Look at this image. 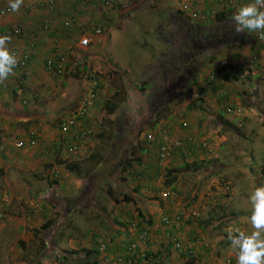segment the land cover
<instances>
[{
	"label": "rangeland",
	"instance_id": "374dc122",
	"mask_svg": "<svg viewBox=\"0 0 264 264\" xmlns=\"http://www.w3.org/2000/svg\"><path fill=\"white\" fill-rule=\"evenodd\" d=\"M191 1L117 0L113 6L107 9L106 21L103 19L102 23L99 20H92L93 16L90 15L88 23L74 32L76 42L89 26L102 23L100 25L104 27V33L96 37L93 44L87 48L88 55L85 60L80 59L82 62L77 64L75 61L77 54H75L71 72L65 77L52 79L53 89H49L47 86L33 87L32 89L26 83L25 94H18L21 113L27 117V120L26 117H23L22 119L26 121L15 122V130L33 128L28 132L29 134L35 133L37 143L35 145L27 144L18 149L11 146L7 152H12V154L14 151H23L26 147L43 146L46 142H48L46 148L50 143H60L62 134L59 131L58 119L67 115L66 112L76 109L82 102L86 86L89 85L87 82L89 73L95 70L104 82L102 99L100 98L92 110L90 120H92L95 133L86 141L87 152H85L87 147L77 154L68 153L59 147L53 160L56 158L65 160L68 165L60 164L56 168L58 172L53 174L51 165L47 166L44 174L38 173L35 178L39 179L38 188H41V184H43V190H49L47 192L49 195L46 197L51 198L52 203L50 204L53 205V212L58 208H64L59 212V223L46 218L34 229H29V232L32 233L29 234V237L33 240L28 242V247L26 246L27 242L18 245L9 244L6 239L4 241L3 223L8 216L4 208L11 202L7 195L0 196V214H2L0 216V264H41L38 258L42 256L43 251L62 264L60 258L63 257L64 253L61 250L64 247L56 244L55 238L75 236L82 241L86 236L89 238L86 241L90 242V246H98L102 241H110V238L118 235L117 226L120 227L118 222L123 224V226L121 225L123 228L134 224L139 233L144 229L149 233L155 231V229H150L151 224L147 223L149 217L153 218L148 206L157 207L156 211H161V218V215L166 212L165 206L168 205L171 198L159 199L156 203L151 202L149 199H154V196L141 193L139 188L136 190L135 180L131 176L133 169L128 168L126 180L122 179V166L125 159L131 155V150L136 149L137 154L143 157L142 162L145 164L153 162L149 169L155 173L157 149L160 142H163L159 138L165 128L174 125L178 129H176L177 132H170L172 137L183 141L185 137L181 135V130L189 129V134L186 135L198 138V144L194 145L195 151L191 155L192 157L183 159L181 155H176L168 164V166L177 168L179 179L175 181V184L183 190V193L176 197V208L179 210L192 205L197 208L195 211L199 221L195 219L194 222H199L201 225L195 224V226L200 232L199 235L211 240L210 244L212 245L209 247L213 248L212 252L215 258H212V263L210 259L207 260L206 264H214L217 259L219 263L228 258L231 259L230 264H236L237 250L231 247L230 241L227 239V229L231 225L239 226L246 231L252 230L249 223L251 205L248 197L255 187L264 185V66H258L259 69H257L255 61L259 60L260 64L264 65V47L247 30L239 34L236 33L242 35V39L223 40L217 46L209 45L200 51L194 67L188 72L186 78L191 81L198 77V80L196 79L191 84L178 80L176 82L180 83H172V86L170 79L163 81L165 79L163 72L167 66L166 60L170 55L178 56L176 53H169V50L176 52L178 49L171 47V43L175 46L177 44L173 42L172 38L175 30L180 28V22L183 27H186L196 21L191 19L190 11H187L190 8H185L186 4L194 2L190 3ZM197 1L195 8L192 9L193 18L197 17L193 15L195 10L202 13L203 7L211 4L208 7L210 10L212 9L210 22L212 23L216 14L224 9L228 16L223 24L229 29L236 27L232 16L242 5L249 2V0H232L233 6L221 7L217 0ZM98 5H96V9H98ZM181 7L185 9V13L180 12ZM98 11L101 12V9ZM4 18L6 16H1L0 20ZM201 22L203 21L201 20ZM215 26L222 28V24L213 23L209 30H214ZM114 35L117 36L116 40L118 39L125 47L122 52L114 51L115 46H118L117 41L115 40V43L112 38ZM244 36H251L252 39L246 40ZM189 42L187 36L185 45ZM164 44L167 47L157 55L160 46ZM73 50L75 51V48L71 53ZM213 55L216 58L213 62L216 61L217 67L232 63L235 67L239 66L238 68H240L235 69L232 73L237 78L231 77L226 82H221V84H225L221 87L223 88L221 93L220 91L216 92L217 87L212 89V84L216 81L206 82V77L214 72L210 68L211 61L209 60ZM22 72L18 70L15 79L23 80ZM68 76L71 77L69 80L71 85L66 89ZM17 84L18 82H16V88ZM168 87L171 88L169 89L171 91L168 90ZM161 88L164 90L161 91ZM33 97L36 99L34 100ZM109 106L114 110L111 111ZM228 107H241V111L230 113L227 110ZM198 111L201 112V117ZM189 112H193L195 118L200 117L198 121L201 120L203 123H200L199 126H202L203 130L198 129L195 120H192L194 122L192 125ZM184 121L187 122L185 125ZM230 124L233 127H229ZM191 125L193 130L195 126L197 130L192 132ZM44 128L47 129L44 130ZM210 129L213 131V135H210ZM149 134L155 135L156 139L153 143L148 141ZM11 135L10 142L12 143L10 144H13L17 141V136L14 133ZM23 140L25 139L23 138ZM204 142H207L209 146L202 147L201 144L204 145ZM53 160H47V163ZM66 168L77 178L66 179L63 176ZM160 171L166 172L165 169H160ZM41 175L48 178L47 182L40 181L39 176ZM158 177L161 180H155L156 182H163L165 179L161 175ZM167 177L168 174H166V179ZM8 181L12 182L11 179L2 177L0 183L7 185ZM217 182L221 185H218ZM217 185L219 189H217ZM155 186L158 184L156 183ZM183 187L188 191L187 196ZM74 189H79V192L75 194ZM121 189L131 193L136 198L137 205L133 202H117L114 196L122 197ZM83 191L85 197L79 201L83 196ZM215 193L217 194L215 195ZM66 198L71 199V210L69 211H67L68 208L66 209L68 206ZM39 201L47 202L36 195L22 197L21 204L17 205L15 212L22 210L25 205L31 210L38 205ZM54 202H57V206ZM137 206L142 207L145 221L139 215ZM49 222L52 223L50 226ZM53 229L55 230L54 234H52ZM126 230L128 229L126 228ZM173 232L171 230L170 233ZM203 232H206V235ZM77 238L74 239L77 240ZM53 240L54 243H52ZM134 241L144 242L140 239V235ZM163 241V243L162 241L155 242L159 246L155 253L158 254L160 249L166 245H173L171 236ZM84 248L90 249L86 246ZM170 248L171 246L167 249ZM173 252L174 250H166L164 257L154 255L152 258V253H150L145 262L146 264H156L153 262V258L160 264H195L196 262L185 260L186 257L195 259L193 256L196 252L187 255L176 252V255H173ZM73 259L72 263L69 259L64 263L86 264L80 258Z\"/></svg>",
	"mask_w": 264,
	"mask_h": 264
},
{
	"label": "crops",
	"instance_id": "0c3cea01",
	"mask_svg": "<svg viewBox=\"0 0 264 264\" xmlns=\"http://www.w3.org/2000/svg\"><path fill=\"white\" fill-rule=\"evenodd\" d=\"M47 0H24V3L22 4L20 10L18 12H10V13H3L1 10V5L3 3H8V0H0V18L1 16H6V18L0 20V29L2 27H5L7 25H19L23 27L24 33L22 35L18 36H10V41L8 43L9 49L12 51L13 49H17L18 51V56L19 58H23L24 56L27 57L25 62H22V60L18 59V63L12 72L10 76L0 83V104L2 103H9L11 108H15L18 111H21V103H20V96L25 94L26 90L24 89L26 83L28 87L32 88L36 87L39 88L41 86H47L49 89L54 88L53 80L56 77H65L67 74L71 72V66L73 65V61L71 62L70 66L68 67L67 72L64 75H57L51 72L47 71L46 68V61L48 58L52 57L54 54V51L57 46H59L60 50L63 52H68L69 54L71 53L72 49L75 48V51L73 50L74 55L77 54L78 56V50L77 48V41L75 42V36L74 32L81 29L84 27L86 23L89 21L90 15L93 16L92 20H99L103 23V19H105V15L107 14V9L109 6L104 5L103 0H57V6L55 10H48L44 6V3H46ZM97 2V3H96ZM99 2V3H98ZM30 4H36L38 7L36 8H28ZM99 4V5H98ZM219 4V3H218ZM96 5H98V9H96ZM211 4H208L206 7H203L204 9H207ZM101 9V12L98 10ZM50 18L52 21V26L51 28H45L43 26V22L46 18ZM73 20L74 26L71 28H67L65 26V21L66 20ZM148 33V32H147ZM255 33V32H254ZM254 33L253 36H254ZM251 35V34H250ZM116 35L112 36L114 42L118 43V46H115L114 51H120L122 52L125 47L123 46V43H120L118 39L116 40ZM116 40V41H115ZM183 43L182 39H179L176 46L179 48L181 44ZM171 47L174 46L173 43H171ZM75 45V46H74ZM104 45V44H103ZM167 47L165 44L160 46L159 52L157 55L162 53L164 48ZM113 51V54H114ZM86 55L88 53L84 54L83 58L85 60ZM83 61V60H82ZM80 61V62H82ZM261 62V61H260ZM79 63V60H77V64ZM264 64V62H263ZM257 65V64H256ZM258 66H264L262 64H258L256 67L259 69ZM23 71L22 74L25 75V79L23 81L15 79V74L17 71ZM220 79L212 84V89L214 87H217V91H221V87L224 86L225 84L223 81L222 77H219ZM71 79L70 76L67 77V84H66V89H68L71 85V82L69 81ZM85 81V79H83ZM16 82L17 88H16ZM23 83V87L20 88V84ZM19 87V88H18ZM27 87V86H26ZM57 88L59 89L60 86L58 85ZM14 91H18L17 95L15 96ZM213 91V90H212ZM19 94V95H18ZM35 100L36 97H33ZM102 99V98H101ZM221 106V105H220ZM12 109V110H13ZM200 113L201 117V112ZM223 113V112H222ZM190 116V120L192 122V125L194 122L192 120L197 121V126L199 127V130H203L202 126H199V124L203 123L201 120L198 121L200 117H194V113L189 112L188 113ZM224 114V113H223ZM15 116L14 113H9L7 112L3 107L0 109V143L3 145H10V139L12 138V133H14L17 137V139H25L27 140L29 137V132L30 130H15V122L20 121V118L22 119V116H19L18 118H13ZM191 125V131L194 132V130H197L196 126L193 130V127ZM45 126V124H44ZM47 128H44V130ZM176 129L178 127L170 126V128H165L164 133L165 134H170V132H177ZM189 129L188 130H181V135H184V140L183 143H189L190 146H188L189 149L192 147L197 146V141L198 138L197 136H187L186 134H189ZM46 133V131H45ZM164 134V135H165ZM28 135V136H27ZM162 136L159 138L162 140ZM196 135V134H194ZM210 135H213V131L210 129ZM23 137V138H22ZM172 137V136H171ZM174 139H177L173 137ZM46 142L43 146H30L26 147L23 151H14L12 154L7 152L6 150H0V180L2 177L5 179H11L12 182L9 183L7 182V185H4L0 183V196L2 197L3 195H7L10 197V202L11 204H8L4 209L8 216L6 217L5 222L3 223V230L5 234V239L9 241L10 243H15V244H23L27 242L26 246L28 247V242L32 241L33 239L29 237V234H32L29 232V229H34L37 227V224L42 222L47 218L53 219L55 222L59 223L60 219V214L59 212L61 211L62 208H58L55 212H53V205L50 204L52 203L51 198H47L46 196L49 195L47 194V191L43 190V184L41 188H38V182L39 179L37 178L38 173H43L44 170L47 168V166L52 167V174L57 171L56 168L60 166L62 163H66L65 160H53L55 153H58V143H50V145L46 148ZM86 144V143H85ZM82 146L81 150L85 149V152L88 150V144L87 146ZM192 145V146H191ZM211 146V144H210ZM6 148V147H5ZM7 149V148H6ZM195 149V148H194ZM79 150V152H81ZM77 152V153H79ZM200 152V151H199ZM198 152V153H199ZM66 153V152H65ZM190 153V152H188ZM12 154V155H11ZM157 155H158V149H157ZM180 156V155H178ZM192 157V156H189ZM204 157V156H201ZM206 158V157H205ZM174 159V158H173ZM170 160V163L172 160ZM47 160H53L51 162L47 163ZM157 161V156L155 158V163ZM72 163V162H70ZM49 164V165H48ZM73 164V163H72ZM149 164V163H148ZM150 164H153L151 162ZM149 164V165H150ZM68 165V163H66ZM71 166V165H70ZM171 167V166H170ZM22 168H25L24 170ZM143 174L144 178L142 181L135 180V186L139 188V191L141 193H144L146 195H150L151 197L154 196V199H149L151 202H158L159 199L166 200L167 198H161V192L164 190L166 180L164 179L163 182H156L155 180H161L158 176L156 178V174L153 173L150 169L147 171L143 168H139ZM20 171V172H19ZM25 171V173H24ZM70 170L66 168V171L63 173V176L67 178H77L76 175L69 173ZM58 172V171H57ZM24 173V174H23ZM31 174V175H30ZM244 176V175H242ZM41 182H47V177L46 176H39ZM43 177V178H42ZM200 177V175H199ZM134 178V177H133ZM62 182V181H61ZM156 183L158 186H155ZM228 184V181H226ZM223 183V184H226ZM181 184V183H180ZM218 185H221V183L217 182ZM217 185V189H219V186ZM174 186L177 188L178 192L174 194V196L168 201V205L165 206L166 212H176L178 211V208H176L177 205V196L181 195L183 193V190H181L180 186H177L174 184ZM162 187V188H161ZM161 188V189H160ZM185 195L187 196V192L185 187H183ZM151 190H154L153 192ZM79 192V189H74V193L77 194ZM218 193V192H217ZM215 193V195L217 194ZM38 196L39 198L45 199L47 202H38V205L35 206V208H31L29 210L28 206L25 207L18 211L15 212V209L17 205L21 204V198L22 197H32V196ZM221 196V195H220ZM0 197V199H1ZM84 191H83V196L79 199V201H82L84 199ZM157 198V199H156ZM68 202L66 204L68 205L66 207L67 211L71 210V199L66 198ZM57 202H54L56 204ZM163 204V203H162ZM159 206V204H158ZM149 212L153 215V218H151V228L150 229H155V231H150L149 233V238L145 242H141L139 245V248L136 253L135 259L132 261L133 255H130V260L127 261L125 264H146L145 261L148 259V255L152 253V257L154 255H158V257L166 255V250H173L172 246L173 245H166L165 247L161 248L159 253H155L156 249H159L156 245V241H162L167 239V237L173 235L171 238L174 239H182L186 244L192 245L194 249L196 250L195 252V259L187 257L185 260L187 262L189 261H196L195 264H206L207 260L209 259L212 261L213 252H212V244H210L211 240H209L205 236L199 235L200 232L198 231L197 227L195 224L198 226L201 225L199 222H193L191 221L192 219H188L189 222H184L180 228H178L175 232L170 233L171 229L167 227V225L163 224L161 222L160 218V212H157L156 209L157 207L153 205L148 206ZM182 209H188V211H194L197 208H194V206H189L187 208H182ZM180 210V209H179ZM202 211V210H201ZM164 212V213H166ZM55 213V214H53ZM162 216V215H161ZM150 219V217H149ZM50 221V220H49ZM50 221V222H54ZM49 222V226L50 223ZM193 222V223H192ZM126 228L128 230H126ZM126 228H123L124 231H119L117 234L110 238V241H107V251L112 254H119V253H127L128 246L136 240L139 236V232H137L136 227L134 224H131L130 226H126ZM35 233V231H34ZM55 233V230L53 229L52 234ZM151 234V236H150ZM203 234L206 235V232H203ZM27 237V238H26ZM74 238H77L75 236H66V237H61L58 239L55 238V243L60 244L62 247H64L61 251L63 254V257L60 258V262L62 264H65L64 261L68 260L74 262L73 258H80L82 259L81 261L83 262L85 259V254L84 251H89L90 249L92 250L93 248L96 249V246H93L91 248L90 242H87L89 238L84 236V239L80 241L78 238L75 240ZM77 242H79L77 244ZM99 242V241H98ZM54 243V240L52 241ZM70 247L67 249V247ZM90 247L85 249L84 247ZM171 246L170 249H167ZM34 247V246H33ZM167 247V248H166ZM154 251V252H153ZM158 251V250H157ZM72 252V253H71ZM200 252V253H198ZM198 253V254H197ZM78 254V255H76ZM147 254V255H146ZM49 253H46V251L42 252V256L38 258L41 264H59L57 260L53 259L51 256H49ZM160 255V256H159ZM173 255H176L173 252ZM142 256V257H141ZM141 257V258H140ZM156 257V256H155ZM99 258V256H98ZM143 258H145L143 260ZM73 259V260H72ZM155 259V258H154ZM153 259V260H154ZM215 259V258H214ZM184 260V261H185ZM149 261V260H148ZM221 261V260H220ZM85 262V261H84ZM222 262V261H221ZM221 262L218 263V259L215 260L214 264H221ZM68 262V264H71ZM98 264V263H96Z\"/></svg>",
	"mask_w": 264,
	"mask_h": 264
},
{
	"label": "built area",
	"instance_id": "2783aa9c",
	"mask_svg": "<svg viewBox=\"0 0 264 264\" xmlns=\"http://www.w3.org/2000/svg\"><path fill=\"white\" fill-rule=\"evenodd\" d=\"M223 4L225 6H231L232 0H222ZM116 0H103L104 5L106 6H112ZM57 6V0H47L46 3H44V6L46 9L52 11L55 10ZM28 8H36L38 7L36 4H30L27 6ZM186 8L189 6L186 4ZM1 10L3 13H10L11 10L8 8V3H3ZM198 11H194V16H197ZM97 24V25H96ZM43 26L45 28H51L52 21L48 17L44 20ZM65 26L67 28H71L74 26L73 20H66ZM24 33L23 27L19 25H10L6 28L0 29V35H9V36H18L22 35ZM104 33V28L99 23H95L94 25L89 26L85 29V33L81 35V37L78 40V45L76 50H78V56L75 59V61L84 60L83 56L86 54L87 47L92 44V42L95 41L96 37L102 35ZM259 36V33L256 32V37ZM258 39V38H257ZM259 41L264 43V39H258ZM12 52H14L17 56V59L22 60V62L26 61L27 57L19 58L17 49H13ZM75 55L74 53L69 54L68 52H63L60 50L59 46L56 47L54 54L52 57L48 58L46 61V68L48 72L57 74V75H64L68 67L70 66L71 62L73 61ZM81 59V60H80ZM88 86H86V92H84V98L82 102L78 105V107L71 112L66 113L67 115L62 116L59 121V131L62 134V140L60 143H58V147H61L63 150H65L68 153L71 154H77L79 150H81V147L84 146L87 139L90 138L92 135H94V126H91L89 122H87V118L89 117L90 113L96 106L97 102L100 100L101 96L103 95V79L100 76L99 73H97L95 70L91 71L89 73V76L87 78ZM88 89V91H87ZM228 112L230 113H238L241 111V107H228ZM87 120V121H86ZM187 122L184 121V125ZM35 133L32 132L31 135L28 137L27 140H17L13 144L10 145H3L0 143V150H8L11 149V146H14L16 149L24 147L26 144L28 145H35L37 143V138L34 135ZM155 135L149 134L148 135V141L149 143H153L155 141ZM180 145L179 141H175V139L167 133L163 137V142L159 144L158 146V153L160 154L159 164L161 166H168V163L171 160V157L173 155V150L175 147ZM205 146H209L207 142H204ZM7 149H6V148ZM173 191L171 189H164L161 192L162 198H170L173 195ZM193 214L198 215L197 212H193ZM2 216V214H0ZM4 216V214H3ZM182 216L177 214L174 215L170 212H167L163 214L162 216V222L167 227L176 230L179 228V226L182 223ZM148 238V232L145 230L140 233V239L146 240ZM139 246V242H132L127 252L129 254L134 253ZM173 249L175 252L181 255H187L192 254L194 252V249L190 245L184 244L179 239L173 238ZM100 250V263L99 264H124L125 258L123 257V254L119 255H113L110 254L107 251V243L103 242L99 246ZM231 263V259L228 258L224 264Z\"/></svg>",
	"mask_w": 264,
	"mask_h": 264
},
{
	"label": "trees",
	"instance_id": "16d2710c",
	"mask_svg": "<svg viewBox=\"0 0 264 264\" xmlns=\"http://www.w3.org/2000/svg\"><path fill=\"white\" fill-rule=\"evenodd\" d=\"M218 2H219L218 5L222 7L221 1L218 0ZM190 3H192V4H188V6H189L188 8H190V10L188 8H186V9H188L187 10L188 12L190 11L189 13H190L191 19L196 20V21H194V23H197V24L191 23L188 26L183 27L181 22L179 21L180 22V28L176 29L175 33L173 34V37H172L173 42L177 43L179 39H182L183 43L177 49L178 52L177 51L174 52L173 50H169V53L170 52L176 53V54H178V56H174V55L171 56L170 55L169 57H171L170 58L171 61H170L169 57L166 60L167 66H166L165 72H163V75L165 76V79L163 81L170 79L171 86H172V83H180V82H176L178 80H180L181 82H186L188 84H191L192 82L196 81V79L198 77L194 80L192 79L191 81L187 80L186 78H187L188 72L194 67L195 60L203 48H205L209 45H214V44L217 46L223 40L233 41V40H237V39H242V35L236 34L235 28L229 29L228 26L225 27V25L223 24L224 20L228 16L227 13L224 12V9L216 14V17L214 19H212V23H211L210 17L212 15V13H211L212 9L211 10H210V8L203 9L204 11L202 13L197 12V17L193 18L192 9L195 8L198 1L192 0ZM180 12L185 13V9H183L181 7ZM193 14H194V12H193ZM201 20L203 22H201ZM213 23H218L219 25L222 24V28L220 26H215L214 30H209V27ZM99 24H102V23H99ZM8 26H10V25H7V26L2 27V28H6ZM187 36L189 37L190 42L187 43V45H185ZM244 37H245L244 39H246V40L252 39L251 36H244ZM254 38L256 41H258V43H260L264 47V43L259 41L255 35H254ZM172 47H177V46L174 45ZM214 59H216L214 57V55L209 58V60L211 61L210 68L214 72L212 73V75H209L206 77L207 78L206 82H212L213 83V82L217 81L219 76L222 77L223 80H229L231 77L237 78V76H234V74L232 75V73H233V71H235V69H240V68H238L239 66L235 67L232 63H228V64H222V65L217 67L215 65L216 61L213 62ZM255 61L257 62L256 63L257 65L260 64L259 60H255ZM22 75L25 78V75L24 74H22ZM170 76H172V77H170ZM24 78H23V80H24ZM23 80H21V81H23ZM20 87L21 88L23 87V83L20 84ZM169 89H171V88L168 87V90ZM221 89L223 90V88H221ZM160 90L163 91L164 88H161ZM169 91H171V90H169ZM17 93H18V91H14L15 96L17 95ZM220 93H221V91H220ZM168 94L170 95V92ZM108 105H110V104H108ZM2 107L7 112H9L11 114L14 113L15 114V116L13 117L14 119L18 118L19 116L26 117L25 115H23L21 113V111H18L15 108L14 109L11 108L9 103L0 104V109H2ZM109 109L111 111L114 110V108H112L111 106H109ZM69 112H71V111H69ZM66 113H68V112H66ZM20 114H22V115H20ZM91 115H92V112L90 113L89 117L87 118L88 121L87 120L86 121L89 122L91 126H93L92 120H90ZM181 116H183V114H181ZM183 119H186V118H183ZM20 120L26 121L27 117H26V120L21 119V118H20ZM59 121H60V119H58V122ZM229 127H233V125L230 124ZM164 134L165 133L163 132V135ZM176 140L180 142V145H178L177 147L174 148L173 155H172L171 159L176 157V155H181L183 157V159L189 158V156H191L195 151L194 147L189 149L188 146H190V144L188 142L185 144H182L183 143L182 140H179L178 138L175 139V141ZM201 146L207 147V146L202 145V144H201ZM188 152H190V153H188ZM159 159H160V154L158 153L157 161H156L155 174H156V176H160V175L164 176L165 179H166V174H168V177H167L166 183H165V185L167 187H165L164 189H171V191H173V193L176 194L178 192V190L174 186V184H175V181L177 179H179L178 175H177L178 170L175 167L166 166V168H165V167L161 166L159 164ZM142 160H143V157H141V155L137 154V150L132 149L131 155L128 156L123 163L122 179L126 180L125 176L127 175V170H128V168H131V169H133V171H131V176L134 177V180H136L137 183H138V180L142 181V179L144 178V174L140 170H137V169H139L143 166V168L147 171L150 168L149 166L151 165V164L149 165L147 163L145 164L144 162H142ZM136 164H139V165L136 166ZM160 169H163V170L165 169L166 172L162 173L160 171ZM137 189H138V187H136V190ZM120 193L122 194V197L117 198L116 195L114 196V199L117 202H120V201L133 202L134 204L137 205L136 200H135L136 198L131 193H128L126 191H122V189H121ZM174 194L172 195V197L174 196ZM137 208H138L139 215L142 217V220L145 221V213L142 210V207L137 206ZM170 213H172L174 215H177V214L181 215L182 216V220H181L182 223L189 222V220H188L189 218L192 219L193 222L195 219H197L199 221V217L196 216L195 214H193V212L191 210L188 211V209H180L176 212H170ZM118 223H120V227L117 226V228H118L117 232H119L120 229L123 230V227H121V225L123 226V224L121 222H118ZM147 223L151 224V219L147 220ZM173 231L175 232L176 230H173ZM102 242H106V241H102ZM102 242L98 246H96V249L93 248L92 250L86 251L87 254H85L86 256H85V260H84L86 264H96V263L99 264L100 261L97 259H98V256H100L99 246L102 244ZM123 257L125 258V262L127 263V261H129V259H130V254L129 253H128V255L124 254ZM135 257H136V254L131 258L132 261L135 259ZM153 262H155L156 264H160L159 262L156 261V259H154Z\"/></svg>",
	"mask_w": 264,
	"mask_h": 264
},
{
	"label": "clouds",
	"instance_id": "9594fccd",
	"mask_svg": "<svg viewBox=\"0 0 264 264\" xmlns=\"http://www.w3.org/2000/svg\"><path fill=\"white\" fill-rule=\"evenodd\" d=\"M220 1L223 7H230V6H225L222 0ZM23 3L24 0H8V8L12 12H18ZM232 20L236 25L235 31L237 34L247 30V32L250 33L255 32L254 35L256 36V32H258L259 36L257 38L264 39V0H249L248 3L242 5L238 9V11L232 16ZM9 41H10L9 35H0V83L5 81L10 76V74H12L18 63L16 54L12 52L8 47ZM31 133L29 134V136L31 135ZM248 199L251 205V209H250L251 214L249 217V223L251 225L252 230L246 231L239 226L230 225L227 229V239L230 241L231 247L237 250L236 264H264V185L255 187L254 190L249 194ZM192 212H196V211L194 210ZM162 216H161V221H162ZM182 224L183 223H181V225ZM143 231H145V229L142 230L141 232ZM179 240H181L184 244H186L182 239L179 238ZM137 250L130 255L134 256L135 254H138L136 253ZM195 251L196 250L194 249V252ZM119 254L128 255V252L119 253ZM119 254H114V255H119ZM98 260L100 261V256ZM225 261H222L221 263L224 264ZM125 263L126 262H124V264Z\"/></svg>",
	"mask_w": 264,
	"mask_h": 264
}]
</instances>
